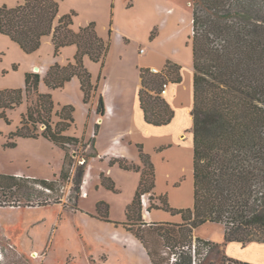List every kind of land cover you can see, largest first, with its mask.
<instances>
[{
    "label": "trees",
    "instance_id": "1",
    "mask_svg": "<svg viewBox=\"0 0 264 264\" xmlns=\"http://www.w3.org/2000/svg\"><path fill=\"white\" fill-rule=\"evenodd\" d=\"M62 1L22 0L12 8L0 6V34L9 37L27 54L37 52L43 38L49 35H53L56 57L63 48L76 45L75 62L64 67L56 63L43 80L49 90H56L77 77L84 92V102L89 103L96 97L98 85L92 83L84 58L88 56L104 66L111 41L98 35L94 22L74 31L75 12L59 17ZM154 36L155 30L151 39ZM192 46L195 70L191 112L193 208L174 209L166 196H154L155 166L142 144L137 145L142 166L125 159L111 162L124 170L141 172L134 200L126 210L124 226L141 243L150 264H199L202 255L224 250L231 242L243 246L253 242L264 244V0H193ZM178 68V65L171 66V73ZM140 71L143 87L139 98L145 121L153 126H167L175 112L164 97L153 94L162 91L166 76L153 74L149 68ZM179 82L180 78L173 80V83ZM40 83L38 73H27L25 88L0 90V118L9 122L7 111L23 103L27 107L20 126L9 135L5 147L15 148L17 143L13 139L45 138L66 152L61 175L66 179L75 163L70 146L81 142L67 135L75 123V108L65 106L55 113L53 95L41 92ZM97 113L100 116L106 114L102 95L98 97ZM40 126L44 129L39 132ZM98 129L99 125H96V135ZM95 142L93 139L91 147L94 148ZM97 156L94 148L93 153L86 155L85 163L76 167L75 191L81 190L86 163ZM101 180L106 189L116 191L111 178L102 174ZM21 181H34L48 190L54 184L43 179L4 177L0 173V188L8 183L10 190H18ZM147 193L162 204H151L149 211L162 209L173 215L180 214L183 222L145 223L142 197ZM45 205L44 202L37 204ZM97 217L112 222L107 203L97 204ZM208 222L225 227L222 244L195 237V229ZM221 262L252 264L229 257L225 252Z\"/></svg>",
    "mask_w": 264,
    "mask_h": 264
},
{
    "label": "crops",
    "instance_id": "2",
    "mask_svg": "<svg viewBox=\"0 0 264 264\" xmlns=\"http://www.w3.org/2000/svg\"><path fill=\"white\" fill-rule=\"evenodd\" d=\"M101 0H87L86 8L82 5H71L68 7L63 0L60 4L59 17L70 13L74 9L79 13H83L85 9L89 12L93 11L92 15L82 17L81 14L74 18L73 30L78 32L81 28L86 27L93 21H97V32L104 40L111 41V48L104 66L101 63L92 61L88 56L84 58V65L91 74L92 83L98 85V92L89 103L84 102V92L81 89L80 80L74 77L68 82L64 88L49 90L44 83V77L49 69L56 63L61 66H67L75 62V56L78 52L76 45L67 46L62 49L59 56H55V45L53 35L45 40L44 45L49 49V53L43 62H38L35 59H29L18 44L13 42L9 37L0 34V79L10 78V83L0 87V89L25 88V76L27 73H38L41 77L40 86L42 92H50L53 95L55 103V113L62 110L65 106H73L75 111L73 117L75 123L67 132V135L80 139V144L91 146L93 139L95 142V151L98 156L91 158L88 162V167L83 177L81 186L82 192H87V196L78 198V207L72 210L65 209L66 205H58V212L63 215L64 212H71L74 215L82 218L80 224L96 223L102 228V232L96 233L93 238L94 244L90 240L85 239L82 233L80 237L84 239L85 246L87 245V255L90 254H109L111 259L112 252L120 251V248L125 250L126 256H130L142 260L138 256L142 254L132 249H128L123 244L113 241L112 234L119 233L121 237L127 238V233L121 227H117L116 223L126 222L127 207L134 200V196L138 189L141 173L137 171H128L118 168L117 165H111V162L116 159H125L137 166H142L138 144H142L144 151L150 155L155 166V189L153 194L155 197L166 196L170 207L174 209L193 208L194 206V135H193V118L191 115L194 105V57H193V15L190 19V36L188 42L182 41L181 25L187 24L180 11V5L175 0H120L121 8L118 9V0H113L114 8L111 20H107L99 25L98 13L95 11L97 4ZM106 1V0H103ZM22 2V0H21ZM8 0H0L1 4H8ZM20 3V2H19ZM18 3V4H19ZM17 4V5H18ZM115 9V10H114ZM125 12L127 20L125 21L122 13ZM97 13V14H96ZM57 24V21L56 23ZM143 25L146 28L147 39L153 47L151 57L146 60L142 59L143 53L139 51L135 59L130 58L127 53V46L130 42L137 40V30ZM154 30H157L154 38L151 35ZM168 32L163 35V32ZM110 33V34H109ZM165 49V51L162 49ZM13 52V58H7L8 53ZM36 53V52H35ZM34 54V53H33ZM171 61L174 64L181 66V82L170 83L168 91L164 96L165 100L175 112V116L167 126H153L145 121L144 112L141 109L139 94L143 87L141 78V68L158 69L162 72L165 64ZM19 63V64H15ZM133 65V70L130 71L127 66ZM16 67V68H15ZM43 68V70H42ZM36 70V71H35ZM102 95L105 102L106 114L100 116L97 113L98 97ZM57 121L59 118L55 116ZM99 125L98 134H95V127ZM106 134V146L101 149L102 134ZM23 140L26 142L46 141L50 144L53 150L61 153V165L58 172L54 174L53 179L62 178L66 152L43 137L37 139L18 138L16 140L18 148ZM6 142H3L2 149ZM73 157H75L73 155ZM49 166L50 162L46 161ZM77 162V161H76ZM100 162L98 168L94 164ZM27 170L17 166L9 168L5 166L1 159L0 151V173L4 176H13L17 178L39 179L36 177L32 168L37 164V160L31 156L25 158ZM77 164L71 168V173L76 172ZM29 170V171H28ZM111 178L115 183L117 193H124L123 197L119 198L117 204L112 202L107 196H99L103 191H109L102 185L101 175ZM43 179V178H41ZM70 179V178H67ZM43 180L51 181L46 178ZM69 187L70 182H67ZM187 185V187H186ZM126 194V196H125ZM91 197L95 200L91 204V208L87 209L84 206L85 201ZM116 198V197H115ZM113 198V199H115ZM105 202L110 207L111 223L100 220L97 217V204ZM116 204V205H115ZM44 207V206H42ZM11 208V207H10ZM122 211L123 218L115 220L113 218L114 210ZM12 210H25L27 207H12ZM143 221L145 223L158 222H174L182 223L183 219L180 214L173 215L171 212L162 209H154L149 214L143 213ZM43 222V221H42ZM61 219L57 222L58 226H53L54 231L58 230ZM83 222V223H82ZM41 223V222H40ZM63 224V223H62ZM61 224V225H62ZM31 225V229L33 226ZM81 228H84V225ZM207 225H215L220 228L218 238H211L209 235L200 234V230ZM79 227V229L81 230ZM3 236L13 240L19 250L25 252L21 248L17 237H12L0 229ZM195 237H200L205 240L222 244L225 241V227L221 224L208 222L194 231ZM87 238V237H86ZM131 238L139 244L147 259L144 261L150 264L145 249L141 243L132 235ZM92 249V252H90ZM35 252L37 251L31 250ZM132 252H137L138 256ZM224 252L229 257L240 261L249 262L252 264H264V244L253 242L246 246L238 242L228 243ZM109 259V261H110ZM110 263V262H109Z\"/></svg>",
    "mask_w": 264,
    "mask_h": 264
},
{
    "label": "rangeland",
    "instance_id": "3",
    "mask_svg": "<svg viewBox=\"0 0 264 264\" xmlns=\"http://www.w3.org/2000/svg\"><path fill=\"white\" fill-rule=\"evenodd\" d=\"M64 1L67 3L68 7L71 5H79L81 7L83 5L85 7L87 0ZM175 1L178 2L181 7L178 11L181 12L185 20H188L187 24L184 23L181 25L182 41L184 42L185 39H187L186 41L188 42V37L190 36V19L193 15V0ZM8 2V4H1L0 6L7 5L8 7L12 8L17 6L19 2L21 3V0H8ZM114 3L113 0H101L97 4L95 11L98 13L96 14L98 15L97 17L99 18L98 22H100V26H102L101 23H104L108 19L111 20L110 18H112L111 14L113 13ZM117 7L118 9L121 8L120 0H118L117 2ZM93 11L89 12L87 9H85L83 13H79L78 10H73V12L76 13V16H79L81 14L82 17H87L88 15L91 16ZM122 15L124 20L126 21L127 18L125 17V12H123ZM93 22L96 24L97 31L98 23L97 21ZM167 32L168 30L163 32V35H165ZM137 34V40H134V42H130L128 44L126 49L127 53L130 58L135 59L141 49H143L144 51L147 50V53L142 55V59L146 60L151 57L153 47L150 46L149 40L147 39L145 26L141 25L137 30ZM155 34H157V30H155ZM47 39H51V37H47L42 40L40 49L36 53L28 55L29 59L33 58L39 63L43 62V60L46 58L45 56H47V54L49 53V49L46 45H44L45 40ZM162 49L165 51L163 47ZM13 56V52L11 51L5 58L7 60V58H13ZM169 62L171 64H168ZM173 65L176 64L168 61L162 69V73L166 76V82L168 83H172L173 80H176L178 78L182 79V67L178 66L179 68L171 73L170 67ZM127 68L132 71L133 65H128ZM9 79L10 78L0 79V87L10 83ZM39 90L42 92L41 87H39ZM26 111V104L23 103L14 110L7 111L9 122H7L4 118H0L1 159L5 166L11 169L19 166L22 169L27 170L25 158H29V156H31L33 159L37 160V164H35V166L32 168V171L35 172L36 177L39 179H52L51 181L54 184L49 190L40 184H35L34 181L28 183L21 181V185L18 190H10L7 186L8 183H4L0 188V205H2L0 206V229H2L4 233H6L7 231L5 230L8 229V233H10L12 237H17L21 248L25 250V252L19 250L13 240L7 238L6 236H3V233L0 230V264H141L140 261L133 258V256H126L125 250L121 248L120 251L111 253V259L109 258V254L106 253L99 255L89 253V255H87V245L85 246V241L80 237V234L82 233L83 235H85L87 237H85V239L90 240L91 243L94 244L92 237L95 238L96 233H98L99 231L102 232V228L98 224L92 222L91 224L84 223V228H81V217H78L77 215H74L73 213L67 211L64 212L63 215H61V212H58L59 208L57 204L62 205L63 203H65V209L72 210V208L78 207V198L83 195L82 190H80L79 192L75 191V173L72 174L71 169L70 176L68 177L70 179H53L54 174L58 172V168L61 165L60 152H58L57 150H53L50 144H48L44 140L38 142H26V140H23L22 144L18 148L15 147L2 149L3 142L7 143L9 135L12 132H15L20 126L22 115L25 114ZM55 121H57L56 118ZM43 129L44 128L40 126L39 132ZM105 137L106 134H102V143L100 145L101 149H104V147L106 146ZM16 140L17 139H13L12 141ZM93 152L94 148L91 146L85 147L83 144L70 146V154L71 156H75L73 158L75 159V163L77 164V166L82 165L80 164V161H86V155H89ZM46 161L50 162L51 166H49ZM99 165L100 162H96L94 164L95 168H98ZM116 165L118 168H121L119 164ZM85 166L87 169L88 163H86ZM67 182H70L71 184L69 185V187H67ZM115 193H117V190H102L99 196H107L112 200V202L115 201V203L117 204V201L119 200V198L124 196V193L118 195H116ZM149 194L150 204L155 203L158 205H162L159 200L151 199L152 195L151 193ZM94 200L95 197H91L89 200L85 201V208H91V204ZM38 202H44L47 205H45L44 207L37 206ZM10 207H27V209L15 211ZM113 218L115 220L123 218L122 211L115 208L113 212ZM60 219V223L63 224H60L58 230L54 231L53 226H58L57 222ZM30 223L32 224V226L35 225L32 227V229L30 228ZM124 223L125 222L118 223L117 227H121L124 232L127 233V238L121 237L119 233L114 232L112 234L113 241L123 244L128 249H132L134 251H136L137 249V252L139 251L138 253H141L142 256H138L137 252L132 253L137 255L142 260L143 264H146L144 261L147 259V257L141 250L139 244H137V242L131 238L132 234L126 230ZM79 227L81 228V230L79 229ZM220 231V228L215 225H207L200 230V234L209 235L211 236V238H218L220 235ZM1 250H3V252H1ZM31 250L37 251L38 254ZM90 252H92V249H90ZM223 252L224 250L221 248L215 250L210 254H204L201 256V261L199 264H223L221 262V256Z\"/></svg>",
    "mask_w": 264,
    "mask_h": 264
},
{
    "label": "built area",
    "instance_id": "4",
    "mask_svg": "<svg viewBox=\"0 0 264 264\" xmlns=\"http://www.w3.org/2000/svg\"><path fill=\"white\" fill-rule=\"evenodd\" d=\"M143 52H144V50L141 49V53H143ZM151 71H152L153 74H161L162 73L158 69H151ZM169 86H170V83L165 82L163 84L162 91L159 94H156V93H153V94L159 95L161 97H164L166 95L167 91H168ZM84 163H85V160L80 161V164H84ZM82 194H83V196H87V192H83ZM142 205H143V213L149 214V212H150L149 208H150V205H151L150 204V194L149 193L143 195V197H142Z\"/></svg>",
    "mask_w": 264,
    "mask_h": 264
},
{
    "label": "bare ground",
    "instance_id": "5",
    "mask_svg": "<svg viewBox=\"0 0 264 264\" xmlns=\"http://www.w3.org/2000/svg\"><path fill=\"white\" fill-rule=\"evenodd\" d=\"M186 21H184V23H185Z\"/></svg>",
    "mask_w": 264,
    "mask_h": 264
}]
</instances>
